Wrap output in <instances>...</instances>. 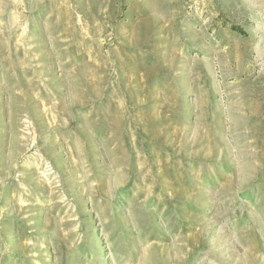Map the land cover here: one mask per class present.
Segmentation results:
<instances>
[{
  "label": "rangeland",
  "instance_id": "rangeland-1",
  "mask_svg": "<svg viewBox=\"0 0 264 264\" xmlns=\"http://www.w3.org/2000/svg\"><path fill=\"white\" fill-rule=\"evenodd\" d=\"M0 264H264V0H0Z\"/></svg>",
  "mask_w": 264,
  "mask_h": 264
}]
</instances>
